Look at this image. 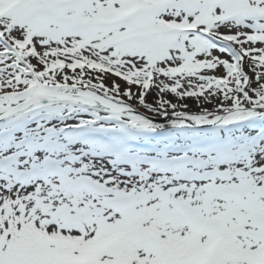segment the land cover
<instances>
[{
  "label": "snow or ice",
  "instance_id": "1",
  "mask_svg": "<svg viewBox=\"0 0 264 264\" xmlns=\"http://www.w3.org/2000/svg\"><path fill=\"white\" fill-rule=\"evenodd\" d=\"M0 264H264V0H0Z\"/></svg>",
  "mask_w": 264,
  "mask_h": 264
}]
</instances>
